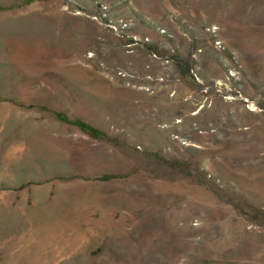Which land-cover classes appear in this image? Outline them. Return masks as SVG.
Wrapping results in <instances>:
<instances>
[{
  "label": "rangeland",
  "instance_id": "rangeland-1",
  "mask_svg": "<svg viewBox=\"0 0 264 264\" xmlns=\"http://www.w3.org/2000/svg\"><path fill=\"white\" fill-rule=\"evenodd\" d=\"M0 264H264V0H0Z\"/></svg>",
  "mask_w": 264,
  "mask_h": 264
},
{
  "label": "trees",
  "instance_id": "trees-1",
  "mask_svg": "<svg viewBox=\"0 0 264 264\" xmlns=\"http://www.w3.org/2000/svg\"><path fill=\"white\" fill-rule=\"evenodd\" d=\"M28 1H30V0H28Z\"/></svg>",
  "mask_w": 264,
  "mask_h": 264
}]
</instances>
